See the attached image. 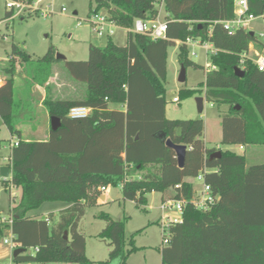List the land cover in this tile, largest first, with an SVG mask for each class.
<instances>
[{
  "label": "trees",
  "instance_id": "obj_1",
  "mask_svg": "<svg viewBox=\"0 0 264 264\" xmlns=\"http://www.w3.org/2000/svg\"><path fill=\"white\" fill-rule=\"evenodd\" d=\"M22 1L32 5L35 0ZM247 2L248 13L257 16L264 11V0ZM234 3L90 0L89 16L103 11L117 26L127 29L135 20H156L162 6L166 39L153 41L129 33L127 45L119 46L108 37L104 47L89 45L86 61L63 60L68 76L84 84L86 90L83 98L72 99L52 97L49 85L45 87L42 106L49 117H57L61 123L55 132L49 128L46 141L22 140L18 125L34 120L38 102L32 88L44 86L53 64L60 60L53 47L33 61L16 45L11 46L9 60L0 64V119L17 141L8 163L11 178L0 181L6 188L11 185L20 191L18 202L8 211L15 249H25L24 254L12 258L14 263L112 264L118 260L125 264L139 248L133 235L125 236V221L113 220L105 213L99 215L106 225L97 238L110 248L108 259L94 263L86 257L85 238L78 231L85 203L96 200L99 187L118 184L123 200L138 208H145L152 192L162 198L189 200L193 183L187 179L202 173L218 200L206 212L186 206L183 222L171 228L169 244L160 249L161 264H264V163L246 167L242 154L207 148L202 140V120H170L157 106L165 95L167 48L180 41L177 58L181 67L198 68L188 59L184 42L209 43L215 49L209 55L211 69L196 89L180 90V99L203 95L209 103L227 106L221 117L222 144L264 146V72L245 61L244 77L234 74L240 56L257 41L246 29L225 30L223 23L234 18ZM13 14L6 12V18ZM40 14L36 10L33 15ZM16 64L27 74L17 99ZM137 69L146 82L139 75L133 77ZM139 96L147 110H156V118L124 113L121 107L126 103L132 107ZM110 105L120 108L111 109ZM79 106L89 108L90 114L82 119L68 117L69 110ZM159 133L175 145L186 146L183 168L178 167L174 151L157 138ZM216 151L221 152L220 158H210ZM52 201L68 205L59 211L56 223L28 215ZM5 230L0 224V241Z\"/></svg>",
  "mask_w": 264,
  "mask_h": 264
},
{
  "label": "rangeland",
  "instance_id": "obj_2",
  "mask_svg": "<svg viewBox=\"0 0 264 264\" xmlns=\"http://www.w3.org/2000/svg\"><path fill=\"white\" fill-rule=\"evenodd\" d=\"M6 0H0V64H6L9 60L11 46L14 44L33 61L42 58L49 47L55 50V57L59 54L67 61H86L88 58L89 45L104 47L107 37H98L91 30L88 22L90 0H35L31 5L32 9L23 13L22 17L13 16L6 18ZM159 8L158 21H163L165 12L163 7ZM65 9V12H61ZM40 11L42 15H33L34 11ZM31 16H27L28 14ZM98 14H105L103 11ZM247 30L254 33V36L263 43L260 34L263 30L262 20L258 19L251 22ZM112 37V36H111ZM118 44L124 45L126 35L123 31H116L114 36ZM192 53L194 55H192ZM252 54V52H251ZM178 45L169 46L166 52V74H165V95L164 100H159L157 106L163 116L170 120H195L203 122L204 132L202 140L209 149L232 150L237 154H242L246 158V167L264 163V146L246 145L244 150L238 151L233 145L221 143V117L227 111L226 106H217L204 101L202 110H198L195 98L198 95L186 99H180L179 92L182 89H196L205 80L206 71L210 70L209 52H205L204 46H188V59L198 66V68L188 67L186 71V81L181 84L178 82L181 65L178 62ZM252 56V55H251ZM254 57V56H253ZM16 77L14 79L15 98H20L22 86L26 78V70L22 65L16 64ZM55 84L49 85L52 97L81 99L84 97L85 85L74 82L63 68V60L53 64L51 75L56 73ZM139 75L143 82L145 79L137 69L133 77ZM22 76L25 78L19 81ZM132 77V79H133ZM0 79H3L0 73ZM135 80H139L135 78ZM139 82H141L139 80ZM36 88L35 90H39ZM42 91V89H40ZM36 92V91H35ZM42 92L38 95L33 93L35 100L39 99ZM203 96V95H201ZM178 98L179 103L174 102ZM111 109H119V106L110 105ZM31 123L27 122L25 125ZM49 123H46L45 131H48ZM23 137L40 140L45 132L38 129V133L29 126L21 129ZM0 140L2 141L1 157H5L12 143L17 141V137H11L6 126L0 119ZM197 189L201 188V182L189 178ZM5 185L0 181V216L8 218L11 196L16 197L18 202L17 190L4 188ZM102 187V186H101ZM101 196H105L102 201ZM162 194L152 192L147 195V205L145 208H138L133 202L123 200L122 187L107 185L105 191L98 188V195L95 201L85 203V214L80 220L78 231L85 238L86 257L94 263L104 262L108 259L110 248L106 242L97 238V235L104 229L106 223L100 219L102 213L108 214L113 220L125 221V236L128 238L133 235L135 246L138 251L132 253L125 264H161L160 249L162 246V234L157 223L159 217L158 205L161 202ZM13 205V204H12ZM67 205L59 201L46 202L38 209L28 213L29 216L45 218L49 224H54L58 220L59 209ZM8 235L5 230L4 237ZM8 238V237H7ZM29 251H27L28 253ZM0 264H16L12 262V251L8 245L0 241ZM22 264V263H20ZM39 264V263H31ZM59 264V263H50ZM112 264H120L115 260Z\"/></svg>",
  "mask_w": 264,
  "mask_h": 264
},
{
  "label": "built area",
  "instance_id": "obj_3",
  "mask_svg": "<svg viewBox=\"0 0 264 264\" xmlns=\"http://www.w3.org/2000/svg\"><path fill=\"white\" fill-rule=\"evenodd\" d=\"M234 5V18L223 23L225 30H227L229 33H233L240 28L247 30L248 25L258 19L262 20L263 24V30L260 34V38L263 39V43L258 41V39L255 37L257 41L255 43H251L247 53H244L240 56L239 66H237V68L244 70L245 61H249L259 72H264V11L257 16L248 13L247 0H235ZM5 7L7 10L12 11L14 16H20L27 10L32 9L31 5L26 4L22 0H6ZM61 12H65V9H62ZM87 18L91 30L96 34V36H106L108 38L114 34V28H116L117 25L111 21L106 14L100 15L98 13H93ZM166 29L167 25L164 20H135L133 26L128 28V32L135 35H143L153 41H157L166 39ZM177 44H181V42L177 41ZM184 44L187 47L203 45L206 53L209 52V55L215 53V49L209 43H201L198 40L187 39ZM192 55L194 54L192 53ZM173 101L179 103L178 98H174ZM90 111L91 110L87 107H73L69 110L68 117L73 119H82L87 117L90 114ZM12 145H16V142H14ZM239 149L243 150V147L239 146ZM194 180L201 182V188L197 189V187L193 184V195L191 199L187 200L184 197L176 198L173 196H168L164 198L158 205L159 217L157 223L160 226L162 234L161 247L167 246L169 244L171 238V228L183 222L186 206L191 205L196 210L206 212L210 210L218 200V197L213 195L211 187L205 183L202 173L198 174ZM178 188L180 187L175 186L174 189ZM100 190L105 191V187H100ZM14 201L15 197L11 196L10 207L14 205ZM0 224L5 226L8 232L6 238L4 237L2 239L3 244L8 245L13 252L15 250V245L13 243V235L11 232V216H8V218H2L0 216Z\"/></svg>",
  "mask_w": 264,
  "mask_h": 264
},
{
  "label": "crops",
  "instance_id": "obj_4",
  "mask_svg": "<svg viewBox=\"0 0 264 264\" xmlns=\"http://www.w3.org/2000/svg\"><path fill=\"white\" fill-rule=\"evenodd\" d=\"M160 7H162V6H160ZM159 15V14H158ZM157 20H158V18H157ZM123 31L124 33H125V35H126V41H125V44L124 45H120V44H118L117 43V41H115V39H114V36L116 35V31ZM252 33V32H251ZM128 35H129V32H128V29L127 28H123V27H120V26H117L116 28H114V34L112 35V37H110L111 38V40L116 44V45H119V46H125V45H127V43H128V40H129V37H128ZM175 44L176 45H178L177 44V41L175 42ZM208 57H209V55H208ZM54 75H50L49 76V78H48V81H47V83L44 85V86H37V85H35L33 88H32V91H33V93L35 94V93H37L38 95L40 94V92H42V94H41V96L39 97V99H37L36 101L38 102V104L36 105V108H35V118H34V120L33 121H31V122H29V123H31V124H29V125H25V123H27V122H23V123H21V124H19L18 125V129L20 130V132H21V138H22V140H24V141H46L47 139H48V135H49V129H48V131H45V127H46V123L48 122L49 123V128H50V117L48 116V114H47V112H46V110L43 108V106H42V101L44 100V98H45V94H46V91H45V87L47 86V85H53V84H55L54 83V80H55V77H56V75L55 74H57V72L56 73H53ZM25 78V76H22L21 78H20V81H19V86H20V84L22 83L21 81L23 80ZM22 79V80H21ZM1 84H2V79H0V86H1ZM23 84V83H22ZM36 88H40V89H42V91H40V89L39 90H35ZM36 91V92H35ZM54 97H58V96H54ZM202 97H204V96H202ZM142 97H138L137 98V100H135V102H133V105H132V107H129V104L128 103H126L123 107H121V109L124 111V113L126 114V115H128L129 113L131 114V115H134V117H146L147 116V114L149 115V116H151V117H154V118H156V110H147L146 108H145V106L143 105V100L141 99ZM204 101H205V99H204ZM227 107V106H226ZM227 110H228V108H227ZM26 126H29V128H31V130L33 131L32 133H38L39 131H38V129H43L45 132L43 133V137H42V139H40V140H34V139H29V138H27V137H23L24 136V134L22 133V131H21V129L23 128V127H26ZM16 142V141H15ZM13 144V143H12ZM12 144L10 145V147H9V151H8V153L6 154V156L5 157H1V153H0V166H8V163H9V157H10V154H11V147H12ZM235 147V149L236 150H238V151H242V150H240L239 149V146H234ZM244 148L245 147H243V150H244ZM2 150V149H1ZM222 151V150H221ZM230 151H232L231 149H230ZM1 152V151H0ZM10 178H11V170H10V176H9V178H8V180H10ZM187 181L188 182H191V181H189L188 179H187ZM5 189H6V187H4ZM9 189L11 190V189H15V190H17V192H18V194H17V197H18V199H19V196H20V191L18 190V189H16L15 187H13V186H9ZM166 197H168V196H165L164 198H166ZM16 198V197H15ZM105 196H101V200L102 201H105ZM164 198H162L161 197V201L164 199ZM66 207H68V205H65L64 207H62L61 209H59V211L60 210H63V209H65Z\"/></svg>",
  "mask_w": 264,
  "mask_h": 264
},
{
  "label": "water",
  "instance_id": "obj_5",
  "mask_svg": "<svg viewBox=\"0 0 264 264\" xmlns=\"http://www.w3.org/2000/svg\"><path fill=\"white\" fill-rule=\"evenodd\" d=\"M251 36H253V33H251ZM56 59L58 60H65V58L61 55H57ZM234 74L239 77V78H243L244 77V71L240 70L239 68H235L234 69ZM186 81V71L184 67H181L180 69V73L178 76V82L183 84ZM196 101V105L198 110H202L203 107V103H204V97L199 96L195 98ZM235 109H239V107H235ZM60 119L57 117H50V130L55 132L60 128ZM157 138L164 143V145L173 150L175 153V157L177 160V165L179 168H183L184 167V163H185V157H186V152H187V148L186 146H182V145H175L173 144L169 139L166 138L164 133H159L157 134ZM221 156V152L220 151H216L214 153L211 154L210 158H220ZM10 176V167L9 166H0V179L6 180L8 179ZM67 238V234H64V239ZM25 253V249L23 248H16L13 252H12V258L15 259L17 258L19 255H22Z\"/></svg>",
  "mask_w": 264,
  "mask_h": 264
}]
</instances>
